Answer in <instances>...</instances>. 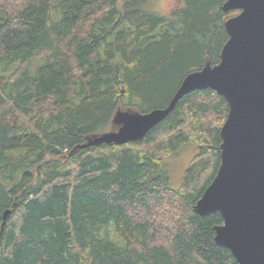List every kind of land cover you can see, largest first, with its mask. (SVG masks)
I'll return each mask as SVG.
<instances>
[{
    "label": "trees",
    "instance_id": "trees-1",
    "mask_svg": "<svg viewBox=\"0 0 264 264\" xmlns=\"http://www.w3.org/2000/svg\"><path fill=\"white\" fill-rule=\"evenodd\" d=\"M180 1L161 15L145 0H0V264H237L214 240L220 213L193 209L220 163L223 96L191 91L137 142L80 146L218 62L239 10ZM189 144L174 185L168 159Z\"/></svg>",
    "mask_w": 264,
    "mask_h": 264
},
{
    "label": "water",
    "instance_id": "water-1",
    "mask_svg": "<svg viewBox=\"0 0 264 264\" xmlns=\"http://www.w3.org/2000/svg\"><path fill=\"white\" fill-rule=\"evenodd\" d=\"M220 8L239 12L224 22L228 37L216 64L186 74L164 107L117 110V130L80 146L137 142L191 91L209 88L223 96L228 112L219 130L220 163L193 209L220 213L214 240L237 264H264V0H225Z\"/></svg>",
    "mask_w": 264,
    "mask_h": 264
},
{
    "label": "rangeland",
    "instance_id": "rangeland-1",
    "mask_svg": "<svg viewBox=\"0 0 264 264\" xmlns=\"http://www.w3.org/2000/svg\"><path fill=\"white\" fill-rule=\"evenodd\" d=\"M180 0H145V3L143 4V8L147 11L156 12L161 15H167L169 14L174 8L180 5ZM182 5V2H181ZM117 110H131L130 108H117ZM111 119V126L107 131H114L117 130L120 124L114 122V115ZM105 132V131H103ZM101 132V133H103ZM97 133L95 135L101 134ZM93 135V136H95ZM93 136H90L89 138H92ZM195 152V146L193 144L185 145L183 146V149L178 152L175 156L168 159V169L170 171V177L172 179V182L174 185L180 184L182 180V175L184 172V169L186 168L188 161L190 160L191 156Z\"/></svg>",
    "mask_w": 264,
    "mask_h": 264
}]
</instances>
